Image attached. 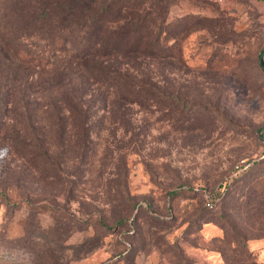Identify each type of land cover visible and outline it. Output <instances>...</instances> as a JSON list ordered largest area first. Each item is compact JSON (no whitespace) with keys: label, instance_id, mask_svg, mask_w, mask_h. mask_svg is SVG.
I'll list each match as a JSON object with an SVG mask.
<instances>
[{"label":"rangeland","instance_id":"rangeland-1","mask_svg":"<svg viewBox=\"0 0 264 264\" xmlns=\"http://www.w3.org/2000/svg\"><path fill=\"white\" fill-rule=\"evenodd\" d=\"M145 1L174 27L186 18L171 68L181 99L132 107L130 127L97 122L86 159L67 140L58 177L28 163L61 146L24 129L20 101L15 127L36 148L22 158L0 140V264H264V0ZM28 11L0 0V45Z\"/></svg>","mask_w":264,"mask_h":264},{"label":"trees","instance_id":"trees-1","mask_svg":"<svg viewBox=\"0 0 264 264\" xmlns=\"http://www.w3.org/2000/svg\"><path fill=\"white\" fill-rule=\"evenodd\" d=\"M28 3L32 12L15 13L16 29L1 38L0 140H10V147L22 158L36 148L21 142L25 137L15 127L22 124L14 117L22 101L24 129L32 128L37 141L54 140L61 146L56 152L41 153L39 148L44 160L36 159L38 153L32 162L27 160L35 172L58 177L64 168L59 160L70 152L66 142L71 138L76 140L74 159H86L97 122L130 127L132 107L166 110L173 99H181L174 94L178 88L171 80V68L172 60L181 56L176 41L186 31L185 17L176 19L179 23L174 27L169 13H156L145 0ZM0 26L8 29V16L0 18ZM32 37L43 39L45 48H22L21 40ZM41 123L47 129L38 136ZM244 241L239 244L246 246ZM223 256L228 264H242L234 257L231 263L226 253Z\"/></svg>","mask_w":264,"mask_h":264},{"label":"water","instance_id":"water-1","mask_svg":"<svg viewBox=\"0 0 264 264\" xmlns=\"http://www.w3.org/2000/svg\"><path fill=\"white\" fill-rule=\"evenodd\" d=\"M261 65H262V67H263V69H264V55H263V57H262V59H261ZM259 137H260L261 141L264 142V138L262 137V134H260Z\"/></svg>","mask_w":264,"mask_h":264},{"label":"built area","instance_id":"built-area-1","mask_svg":"<svg viewBox=\"0 0 264 264\" xmlns=\"http://www.w3.org/2000/svg\"><path fill=\"white\" fill-rule=\"evenodd\" d=\"M238 168H240V166H239ZM207 206H208L209 208H213V204H212L211 202H208V203H207Z\"/></svg>","mask_w":264,"mask_h":264}]
</instances>
